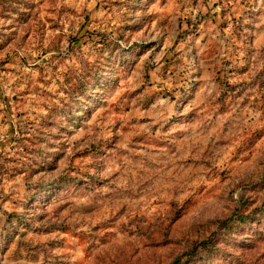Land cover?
Listing matches in <instances>:
<instances>
[{
    "label": "rangeland",
    "instance_id": "obj_1",
    "mask_svg": "<svg viewBox=\"0 0 264 264\" xmlns=\"http://www.w3.org/2000/svg\"><path fill=\"white\" fill-rule=\"evenodd\" d=\"M0 264H264V0H0Z\"/></svg>",
    "mask_w": 264,
    "mask_h": 264
},
{
    "label": "trees",
    "instance_id": "obj_2",
    "mask_svg": "<svg viewBox=\"0 0 264 264\" xmlns=\"http://www.w3.org/2000/svg\"><path fill=\"white\" fill-rule=\"evenodd\" d=\"M204 244H206V242H205ZM207 245H208V244H207Z\"/></svg>",
    "mask_w": 264,
    "mask_h": 264
}]
</instances>
